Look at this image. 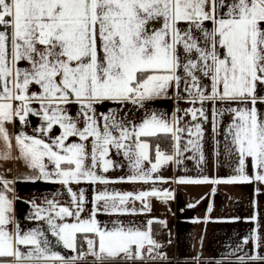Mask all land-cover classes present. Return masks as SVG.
<instances>
[{
	"label": "snow or ice",
	"instance_id": "1",
	"mask_svg": "<svg viewBox=\"0 0 264 264\" xmlns=\"http://www.w3.org/2000/svg\"><path fill=\"white\" fill-rule=\"evenodd\" d=\"M202 77L210 81L207 87ZM172 91L200 104L184 115L210 122L214 133L217 116L234 114L225 140L237 173L176 182L264 185V0H0V137L10 147L6 123L27 126L30 117L39 122L35 135L18 131L17 145L38 170L37 178L61 184L69 199L66 205L46 200V208L33 202L30 218L46 221L65 249L77 251L83 235L88 254L97 259L140 261L157 251L150 235L153 221L140 230L115 222L101 226L98 216L143 214L150 211L148 198H174L170 191L93 188L89 200L85 188L72 185L168 183L154 174L164 165L183 164L184 152L199 154L185 159L205 162L201 123L182 127V116L168 120L156 113L139 123L128 118L129 104L143 109L146 101L168 98ZM206 101L243 107H213L209 121ZM160 134L172 138L174 153L157 145L153 162L146 138ZM184 134L189 138L182 147ZM117 158L127 162L130 174L113 180L106 174L125 166ZM11 209L0 192V257L17 264H76L84 258L81 253L69 261L51 251L40 228L22 231L16 223L12 230ZM243 243L264 248V233L257 231ZM237 259L246 264L245 257ZM261 259L258 252L247 257Z\"/></svg>",
	"mask_w": 264,
	"mask_h": 264
},
{
	"label": "crops",
	"instance_id": "2",
	"mask_svg": "<svg viewBox=\"0 0 264 264\" xmlns=\"http://www.w3.org/2000/svg\"><path fill=\"white\" fill-rule=\"evenodd\" d=\"M181 55H186L181 53ZM183 75V73L181 72ZM201 83L206 87L210 81L202 77ZM183 87V85H182ZM180 96L185 98L181 99ZM188 97L184 93L170 92L168 98H160L145 102V108L139 109L132 105L127 106L128 118L139 123L145 116L156 113L163 115L171 120L176 116H182L180 125H194L201 123L204 130L203 153L205 162L198 163V159H185L187 156H195L198 153L184 152L180 159L183 164L164 165L157 174L168 178V183H110L108 185L89 186L86 184L72 185L73 190L83 187L87 190L89 200L94 194L93 188L107 190L109 192H139L150 190L155 187L160 190H168L174 198H148L150 211L143 214L125 215H101L98 219L101 226H112L115 222L126 228H138L148 230V221H153L150 225V235L159 245V248L152 255H145L143 260L129 261L122 256L116 258L104 257L97 259L88 254V246L77 251L65 249L62 244L57 242V238L51 235L46 221L31 219L35 212L33 202L46 208V200H57L66 205L68 195L64 186L59 183L49 182L39 176L38 170L30 166L28 159L24 157L16 142L18 131L27 135H35L33 129L39 126L36 118L30 117L31 123L27 126L17 125L16 123H6L10 147L3 137H0V192H4L12 202V209L9 213L13 224L12 230L18 223L22 231L40 228L45 232V237L49 240L51 251L58 252L61 256L71 261L72 257L78 254H85L82 260L76 264H242L237 257H245L246 264H264V259L248 261L247 257L259 253L264 258V248L254 249L251 243L244 244L245 238L252 237L255 232L264 233V185L259 183L241 184H180L177 179L200 178H226L236 175V163L234 155L227 149L225 137L229 125L233 123L234 114L225 111L224 115L217 116V132L214 133L210 122H204L198 118L192 121L191 115H184V110L189 108H199L200 104H190ZM213 107L216 109H229L243 107V105L228 103H216L206 101L204 109L212 117ZM105 110V109H102ZM179 110V111H178ZM194 131V129H193ZM164 135V134H163ZM189 137L182 135L181 146ZM148 140V138H146ZM149 141V140H148ZM216 141H220L217 146ZM160 150L166 154L174 153V142L164 147L159 146ZM219 150L220 154L216 152ZM151 155L153 157L155 153ZM124 167L110 171L106 175L115 180L119 177H127L130 169L127 162L117 158ZM45 163L51 169L52 165ZM150 167V166H149ZM251 175V169H248ZM3 182H8V189H5ZM215 189V195H212ZM259 189V191H257ZM218 196V197H217ZM190 205H192L190 207ZM136 209L141 208V202L136 201ZM91 208V205H88ZM209 209H211L209 211ZM194 211V212H190ZM46 215V213H45ZM252 217L256 219L253 220ZM67 222H72L69 219ZM155 232L159 237L153 236ZM24 249V246H21ZM158 253V254H157ZM155 257V258H153ZM163 257V258H161ZM0 264H17L12 257H0ZM40 264H44L43 261ZM47 264H53L49 261ZM54 264H63L62 261H55Z\"/></svg>",
	"mask_w": 264,
	"mask_h": 264
},
{
	"label": "trees",
	"instance_id": "3",
	"mask_svg": "<svg viewBox=\"0 0 264 264\" xmlns=\"http://www.w3.org/2000/svg\"><path fill=\"white\" fill-rule=\"evenodd\" d=\"M148 140L152 148V154L155 153V149L157 145L164 147L166 144H171V137L168 135H163V134H160L156 137L148 138ZM82 238H84L83 235L78 236L77 246L79 250L81 249L80 243H81Z\"/></svg>",
	"mask_w": 264,
	"mask_h": 264
},
{
	"label": "built area",
	"instance_id": "4",
	"mask_svg": "<svg viewBox=\"0 0 264 264\" xmlns=\"http://www.w3.org/2000/svg\"><path fill=\"white\" fill-rule=\"evenodd\" d=\"M153 236H155V237H159L160 235H159L158 232H155V233L153 234ZM86 246H87L86 239H85V238H82L81 243H80V247H81V249L85 248Z\"/></svg>",
	"mask_w": 264,
	"mask_h": 264
},
{
	"label": "rangeland",
	"instance_id": "5",
	"mask_svg": "<svg viewBox=\"0 0 264 264\" xmlns=\"http://www.w3.org/2000/svg\"><path fill=\"white\" fill-rule=\"evenodd\" d=\"M218 197V196H217ZM190 212H194V211H190Z\"/></svg>",
	"mask_w": 264,
	"mask_h": 264
}]
</instances>
